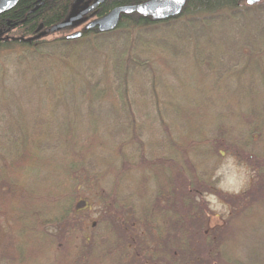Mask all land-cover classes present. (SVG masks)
<instances>
[{
	"label": "trees",
	"instance_id": "trees-1",
	"mask_svg": "<svg viewBox=\"0 0 264 264\" xmlns=\"http://www.w3.org/2000/svg\"><path fill=\"white\" fill-rule=\"evenodd\" d=\"M143 1L104 0L95 15ZM74 2L18 0L0 15V78L17 73L19 103L23 93L37 95L24 66H58L65 73L51 98L71 101L51 105L54 112L88 111V96L114 101L105 124L111 138L97 145H108L106 161L90 170L101 158L93 150L97 110L86 114L92 133L78 132L83 126L72 117L29 132L40 118L27 126L19 104L12 123L0 115V264H264V75L245 86L221 82L264 58V0H185L179 14L161 20L121 13L110 31L77 23L43 34L69 17ZM219 21L244 35L228 55L202 41ZM177 25L197 29L185 55L215 95L193 107L167 100L155 73L162 59L153 49L180 54L166 32ZM74 31L80 36L66 38ZM229 157L248 171L239 192L220 189L214 174ZM209 195L227 211L214 212Z\"/></svg>",
	"mask_w": 264,
	"mask_h": 264
},
{
	"label": "rangeland",
	"instance_id": "rangeland-1",
	"mask_svg": "<svg viewBox=\"0 0 264 264\" xmlns=\"http://www.w3.org/2000/svg\"><path fill=\"white\" fill-rule=\"evenodd\" d=\"M225 22L227 21H219L212 27L206 29L202 34V41L205 44H211L214 49V54H217V56L231 54L233 44L240 41L239 38L241 36H244L242 33L239 34L231 30L233 28L232 26L229 27L231 24ZM233 24L239 25L240 23L235 22ZM214 28H217L218 30L212 31ZM166 32L168 37L177 43L180 54L179 56H176V58H168L164 57L162 53H159V50L153 49L154 53L157 54L158 59H162L156 63L158 66L155 73L159 76L161 84L160 90L163 92V95L167 100L176 101L186 106L188 105L187 107H193L196 102H205V97H209L210 95L214 97V93L207 91V88L205 87L209 84L211 79L203 74L202 68L197 67V65L194 64L195 61L191 57L186 58L187 55H185L187 49L188 51L191 50L190 44L192 42V40L190 41L187 37L189 35L198 36L199 33H197V29L190 26L185 27L177 25L169 28ZM251 60L252 62L248 65L246 71L237 80L232 79L221 82H225L226 86L229 87H236L237 84L242 86L249 85L251 83L257 84L259 82L258 77L264 75V58H252ZM22 69L24 71L22 74L23 79L30 74V79H28V81L37 95L35 99H32L30 93H23L20 97L19 103L13 102L14 96L21 92L23 87L22 83H18L16 81L17 73L12 70H8L2 74L0 78V106L5 109L4 112H0V115H2L8 123H12L13 114L15 112L13 104H19V107L22 110V116H24L27 126H31L35 118H40V123L38 125L31 126L28 129L26 126V129L29 132L42 131L43 128L47 127V123L51 127L60 125L65 121V119L72 117L77 125L83 126L78 132L92 133V131L89 130L94 129L95 127L90 125V120L86 114L90 115V112L95 114L97 110L98 113L94 116L96 121V131L93 132V135L96 142L93 150L95 153L97 152L99 157L101 155V158H99V163L97 165L96 158H92L90 160V170L99 172L103 169V161H106L104 156L107 154V151L105 150L108 149V145L100 146L98 149L97 145H103L100 141L105 144V140L111 138V135L107 132L105 124L109 115L108 111L113 110L115 102L104 100L105 98L102 97L95 98L88 96L92 99L90 109L88 111H86L87 107L83 105L79 109L74 107L75 110L73 108V110L68 112L62 109H56V112H54L55 108L52 110L51 105L55 106L56 103H58V108H60L65 102L71 101L67 99L51 98L60 86L65 70L58 66L50 65H42L37 68L24 66ZM131 74L133 77H136V72H132ZM134 81L139 88H142L141 80L134 78ZM81 85H83L82 81ZM196 86L199 88L200 93L198 92ZM137 97L140 103H142L143 100L151 103V100L140 96ZM220 97L221 95L219 98ZM230 98L237 99V96L236 94L231 93ZM72 99H75L74 103L76 105L79 106L82 104L83 100L81 98ZM34 104L36 106V110L33 107ZM49 115L53 116L48 117ZM45 119H47V122L44 123ZM41 121H43V124ZM118 139L119 137L116 142ZM214 174L219 177V188L226 192L241 191L245 187L248 179V171L246 167L234 162V160L230 157L224 158L218 170H214ZM134 180L135 179L133 178L132 184L136 183ZM208 199L209 206L214 212L225 213L227 211L226 207L213 195H209ZM93 215L94 214H92V216ZM42 264L44 263L42 262Z\"/></svg>",
	"mask_w": 264,
	"mask_h": 264
},
{
	"label": "water",
	"instance_id": "water-1",
	"mask_svg": "<svg viewBox=\"0 0 264 264\" xmlns=\"http://www.w3.org/2000/svg\"><path fill=\"white\" fill-rule=\"evenodd\" d=\"M18 0H0V13L14 6ZM102 0H96L87 9L72 14L60 23L43 30V34H49L58 31L68 25L79 23L86 13L95 8ZM185 0H146L142 3L123 5L112 8L107 14L94 19L88 23L85 29L96 27L98 31H110L117 25L121 13L135 12L140 16H148L153 20H161L166 17L175 16L180 13ZM260 0H245L246 4L251 5ZM41 28V25L38 29ZM80 36V32H74L66 36V38H76Z\"/></svg>",
	"mask_w": 264,
	"mask_h": 264
},
{
	"label": "flooded vegetation",
	"instance_id": "flooded-vegetation-1",
	"mask_svg": "<svg viewBox=\"0 0 264 264\" xmlns=\"http://www.w3.org/2000/svg\"><path fill=\"white\" fill-rule=\"evenodd\" d=\"M96 0H75L74 4L72 5L70 12H69V16H71L72 14L78 13L80 11H83L84 9H87L92 3H94ZM104 0H102L95 8L91 9L88 13H86L83 17H81L80 19H82L80 21V23H78V25H80L81 23H83V27L85 28L86 25L88 23H90L91 21H93L96 18H99L101 16H96L95 15V10L101 5V3ZM37 2V1H36ZM15 6V5H14ZM14 6L10 7L7 10H4L0 13V15L5 14L6 12H8L10 9H12ZM38 5L35 4L34 7L31 10H34ZM30 10V11H31ZM29 11V12H30ZM105 15V14H104ZM103 16V15H102ZM89 29V28H88Z\"/></svg>",
	"mask_w": 264,
	"mask_h": 264
}]
</instances>
